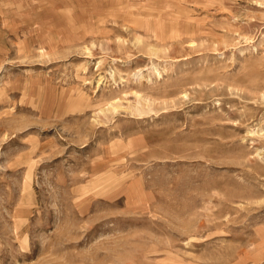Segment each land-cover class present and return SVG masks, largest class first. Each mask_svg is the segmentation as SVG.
<instances>
[{
  "label": "rangeland",
  "instance_id": "374dc122",
  "mask_svg": "<svg viewBox=\"0 0 264 264\" xmlns=\"http://www.w3.org/2000/svg\"><path fill=\"white\" fill-rule=\"evenodd\" d=\"M0 264H264V0H0Z\"/></svg>",
  "mask_w": 264,
  "mask_h": 264
}]
</instances>
